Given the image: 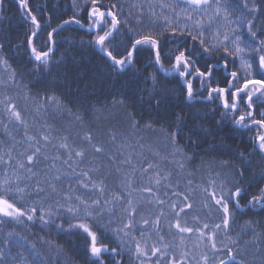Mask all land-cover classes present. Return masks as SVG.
I'll list each match as a JSON object with an SVG mask.
<instances>
[{
  "label": "trees",
  "instance_id": "trees-1",
  "mask_svg": "<svg viewBox=\"0 0 264 264\" xmlns=\"http://www.w3.org/2000/svg\"><path fill=\"white\" fill-rule=\"evenodd\" d=\"M222 2L230 6L229 11L233 14V17L240 14L242 10L240 0H222ZM255 2L262 9L258 16L261 22H264V0H255ZM28 3L42 25L33 43L38 50H46L47 31L50 30L48 26L56 27L57 24L73 15L74 9L71 0H28ZM77 3L84 7V11L78 14L77 19H80L84 24L89 23L86 15L88 7L84 5V0H77ZM101 3L109 5L115 3L117 8L113 10L117 11L122 21L125 18L128 20L127 26L123 22L119 26L121 35L117 39L121 42L122 49L130 45L133 39L138 38L129 29H134L137 32L149 29L160 30L164 27L162 17L167 16L170 19H175L173 12L167 7L162 8V5L171 4L177 12L181 8L187 7L181 0H101ZM149 5H152V10L156 13L155 17L150 15ZM208 11L211 13L212 10L209 9ZM141 12L143 13L142 16L140 15ZM138 17L143 20V23H136ZM150 20H156V23L152 24ZM181 23H183V20ZM225 26L226 22L219 20L211 28L206 27V43L211 40L212 33L217 28L223 32ZM32 29V24L24 18L23 9L19 8L16 0H4L3 15H0V45H3L0 48V59L6 60L8 65L15 69L17 75L14 86L0 87V100L8 96L13 97V102L17 104L18 109L22 112L23 119L28 124L27 131L29 135H39L45 127H48L50 128V135L55 138L52 141L53 143L66 136L69 144L80 147L86 146L83 144V136L86 133H91L92 142L103 147L104 151L100 154L90 152L81 167L95 166L99 169L98 172L90 173V175L97 182L103 180L106 188L104 199H111L113 195H119L124 197L125 203H116L111 214L105 211L102 223L111 221L109 229L120 226V221L123 218L121 209L126 206V201L131 199L136 206L137 194L147 187L141 179V183L137 182L136 186L131 184V196H127L126 191L119 190L120 185L126 182H115L113 180V172L116 170L115 165L118 166L125 161L121 155L123 151H126L127 142L131 139V136H158L160 140L164 141L166 150L176 161L175 171H177V177L173 181L168 180L170 183L163 181L159 187L160 189L157 190L153 186H149L152 188L150 196L154 199L159 197V199L165 201L163 206L157 205V211L153 209L152 213L147 211L145 215L151 221L163 211L164 215L160 219L159 235L152 232L149 226L133 231L135 238L140 239L141 231H144L143 240L147 241L148 246L151 247L155 244L159 247L161 246L160 237H163V243L169 245V251L172 255L179 258L182 253L187 252L189 253L188 264H197L202 253L211 255L208 248L204 246L207 241H202L195 231L181 234L175 228L170 229L168 224L176 219L174 212V216L171 215L170 205L172 203L177 204L178 207L175 211L178 212L179 208L184 206L182 196L179 194L188 196L192 208L181 213L180 219L187 213L188 221H193L195 224H188L185 227L202 228V225L207 223L211 228L213 224L220 222V214L213 206V202L209 200L208 193L204 189L207 188L208 192H211L213 189L210 186V181L215 180L217 185L215 190L219 194L221 183H224L225 188H230L238 181L239 186L245 188L248 195L242 194L239 198L242 206L239 210L233 204L232 210L235 216L232 224L233 231L229 235L233 239H237V234L241 232V226L247 221L254 224L256 231L255 234L240 235L239 249L242 254L237 258L250 260L257 248L264 249V211L259 208L252 209L248 206L250 196L258 194L259 189L264 187V176L261 175L262 169H264V155H261L255 149L253 142L250 140V137L255 135L254 132L241 130L233 133L227 127H222L220 123H217L221 121V112H223L222 108L217 107L219 101L215 103H186L184 87L180 78L173 75L165 76L162 72H159L157 66L153 63L154 54L144 47L135 55V74L132 70L124 75L116 74L109 67L110 62L107 61L103 53L94 45L90 46L87 43V41L94 39L95 33L90 34L89 30L77 24L66 25L64 30L53 37L57 41L54 58L57 60L63 58L64 62L55 65L50 73L42 70L39 72L32 71L34 64L30 61L31 54L28 45ZM242 39L246 42L242 46L248 47L247 42L251 38L244 34ZM256 39H264V33H258ZM82 41L84 43H81ZM176 44L177 42L174 39H169L167 45L162 49L161 59L166 68L171 66L170 56L178 54L175 51L170 52L176 47ZM223 55L221 49L220 53L214 54L206 62L218 66L223 65L224 60L221 59ZM245 59H248L252 64L253 76L260 79L257 70V58L252 56L245 57ZM204 62L203 57L197 60V65L201 66L202 70ZM231 72H237L240 77L245 75L238 57L228 58L226 70L223 67H217V70L214 71L215 82L210 87H226L230 78L228 74ZM8 75L9 73L4 65L0 63V78L6 81ZM149 75H155L159 89L162 90L164 96L165 103L161 105V111L159 112L154 107H150L149 93L145 91V89L152 88L151 80L147 79ZM85 83L89 85V92L94 91L95 93L89 97L91 105L87 111L74 103L78 86L83 89ZM93 85L95 86L94 89L92 88ZM193 88L194 90L200 88L198 81L193 80ZM45 96H55L62 100L67 111H57L51 101H45ZM199 96H207V90L199 92ZM139 97H143V100ZM121 99L125 101L123 105L114 103V101ZM256 103L258 104L256 118L259 119L258 113L264 111V105H259L258 101ZM177 115L184 116L189 127L196 123L209 130L206 139L199 145L189 144L186 139L179 141L185 156L173 155V146L168 136L173 131V122ZM77 116L81 119L77 120ZM6 120H8L7 113L4 111L3 105H0V154H4V158L7 160L6 153L11 150L14 166L15 160L22 159L19 153L24 152L27 147L23 143L25 128L18 125L14 128L7 124ZM134 121H139V124L134 126ZM48 154H56L51 146H49ZM241 154L250 163L242 162ZM61 155H63L62 152ZM177 161L182 162L184 167L180 168ZM47 163V161H42L33 169L39 175L33 177L31 181H27L30 185H35L38 179L52 175L51 172L45 171ZM57 166L59 167V163ZM239 168L245 169L242 180L236 171ZM12 171V167L0 166V180L4 178L6 173L11 175ZM20 175L26 176L23 172ZM126 184L128 186V183ZM69 185L73 188L71 194L74 196H81L89 202L99 197V193L77 185L75 179H62L57 185L59 192L52 194L47 199V203H52L54 200H61L63 203L61 197L63 193L68 192ZM19 186L24 187V183L22 182ZM41 186L47 187L43 184ZM26 199L31 201L37 199V197L32 195ZM72 203L75 204L76 201L73 200ZM139 207L141 208V206ZM197 207L205 212V218H199L198 221L193 219L196 217L193 216V210ZM136 208L135 220L138 223L145 217H141L139 208ZM165 213L168 215H165ZM189 214L192 215V218H189ZM60 215L61 217H67V219L57 220L56 223H63L65 229L69 222H76L67 212H61ZM184 223H187V221H184ZM93 230L97 231L95 228ZM9 232L27 237L28 241L35 244L42 256L46 258V264H92V259L86 251L89 238L82 230L73 229L70 233H60L56 230H45L38 223L25 222L20 224L9 218H3L0 222V247L3 246L2 242ZM254 235L258 240V243L255 244L251 243ZM45 241L54 242L60 250L58 251L57 247H51ZM221 241L227 242L223 233H218V247L221 246ZM244 241L249 243H243ZM103 242L108 244L110 248L117 246L111 231L105 234ZM128 249H132V251L130 252ZM122 250L123 255L116 257V259H122L124 264H139L134 254V243L129 242L128 238H125ZM5 252L4 264H24L22 257L27 256L26 249L22 253L21 249L13 243L10 249H5ZM13 257L16 259L13 260ZM105 260L110 261L111 256L105 254ZM162 261L163 264H166V259ZM145 264L148 263L145 262Z\"/></svg>",
  "mask_w": 264,
  "mask_h": 264
},
{
  "label": "snow or ice",
  "instance_id": "snow-or-ice-1",
  "mask_svg": "<svg viewBox=\"0 0 264 264\" xmlns=\"http://www.w3.org/2000/svg\"><path fill=\"white\" fill-rule=\"evenodd\" d=\"M16 2L19 8L23 9L24 18L33 26L28 40L31 54L30 61L34 64L32 71L39 72L42 70L50 73L55 65L64 62L63 58L60 60L54 58L57 41L53 37L58 35L61 30H64L66 25L70 24L86 27L90 34L95 33L94 39L87 41V43L90 46L94 45L103 53L107 61L110 62L109 67L118 75H124L129 70H132L133 74L136 73L135 55L144 47L154 54L153 63L157 66L159 72H162L165 76L173 75L180 78L184 87L186 103H215L219 101L217 107L222 108L223 112H221V121L217 123H220L222 127H227L233 133L241 130L254 132L255 135L251 136L250 140L253 142L255 149L261 155H264V111L258 113L259 119L256 118L258 108L256 101H258L259 105H264V39H256L258 33H264V22H261L258 16L262 9L256 4L255 0H240L242 10L236 17H233V14L229 11L230 6L223 3L222 0H181L187 7L181 8L179 12L171 4L162 5V8L167 7L173 12L175 19H170L167 16L162 17L164 27L160 30L149 29L137 32L134 29H129L138 38L133 39L130 45L123 47V49L117 37L121 35L119 26L122 22L127 26L128 20L125 18L122 21L117 11L113 10L117 8L115 3L109 5L101 3V0H84V5L88 7L86 15L89 21V23L84 24L80 19H77L78 14L84 11V7L78 4L77 0H71L74 9L73 15L63 20L62 23L57 24L56 27L48 26L50 30L47 31L46 50H38L33 43L42 25L37 15L32 11V7L29 6L28 0H16ZM3 9L4 0H0V15H3ZM209 9L212 10L211 13H209ZM148 11L152 17L156 16V13L152 10V5H149ZM140 15L142 16L143 13L141 12ZM182 20L183 23H181ZM219 20L226 22L225 31L221 32L217 28L212 33L211 40L206 43V27L211 28ZM136 23L141 24L143 20L138 17ZM150 23L155 24L156 20H150ZM244 34L251 38L247 42L248 47L242 46L246 43L242 39ZM169 39H174L177 42L176 47L170 52L175 51L178 54L170 56L172 63L170 67L166 68L162 62L161 53ZM81 43H84V41ZM2 47L3 45H0V48ZM182 48L183 50H181ZM221 49L224 53L221 57L224 60V64L221 67L226 70L228 58L238 57L245 75L240 77L237 72H231L228 74L230 78L226 87H210L215 82L214 71L217 70V65L208 64L206 61L211 59L214 54L220 53ZM252 56L257 58V70L258 75L261 77L260 79L253 76L252 64L248 59H245V57ZM202 57L205 61L203 70L201 66L197 65V60ZM0 63L4 65V68L9 73L6 81L0 78V87L14 86L17 75L15 69H12L6 60L0 59ZM147 79L152 82V88L145 89L149 93L150 107H154L159 112L161 111V105L165 103L162 90L159 89L155 75H149ZM193 80L199 82V89L194 90ZM94 87L93 85L92 88L94 89ZM88 89L89 85L87 83H85L83 89L78 86L77 95L74 98V103L78 107H83L85 111L91 105L89 97L95 94L94 91L89 92ZM205 89L207 90V96L200 97L199 92ZM44 99L45 101H51L57 111H67L66 105L59 98L45 96ZM139 99L143 100V97H139ZM114 103L123 105L125 101L121 99L114 101ZM0 105H3L10 122H15L18 126L25 128L23 143L27 145L24 152L19 153L22 159L15 160L14 166L11 150L6 153L7 160H5L4 154H0V166L13 168L11 175L6 173L4 178L0 180V222H2L3 218H9L20 224L25 222L38 223L45 230H56L60 233H70L73 229L82 230L89 238L86 251L92 259V264H124L122 259H116V257L123 255L122 248L125 244V238L134 240V254L139 264H145V259H150L149 252H151V257H156L155 264H161V260L164 259H166V264H188L189 253L184 252L179 258L172 255L169 251V245L163 243V237H160L161 246L157 247L153 244L149 247L147 241L141 243V241H136L131 235L133 231L140 230L141 226L144 228L150 226L151 231L159 235L160 219L164 215L163 211L151 221L143 218L138 226L135 220L137 208L133 201L128 199L126 206L121 209L123 218L120 221V226L115 229H109L111 221L107 223L101 222L105 211L111 214L115 204H124L125 200L123 196L119 195H113L111 199H104L106 188L103 180L97 182L90 175V173L98 172L99 169L95 166L81 167L90 152L100 154L104 151L103 147L97 146L92 142L91 133H86L82 138L83 144L86 146L77 147L69 144L66 136L53 143L52 141L55 138L50 135V128L48 127H45L44 131L40 132L39 135L28 134V124L23 119L22 112L18 109L17 104L13 102V97L8 96L0 100ZM76 119L80 120L81 117L77 116ZM138 124L139 121H134V126ZM173 124V131L168 136L173 146L174 156H185L183 149L179 145L180 140L186 139L189 144L199 145L204 142L209 132L208 129L196 123L189 127L187 119L182 115H177ZM49 146L56 152L55 155L48 154ZM61 152L63 155H61ZM241 159L244 163H250L243 154H241ZM42 161L48 162L45 166V171L51 172L52 175L38 179L35 185H30L27 181H31L33 177L39 175L33 169ZM58 163L59 167L57 166ZM124 163L131 164L130 156ZM177 163L180 168L184 167L182 162L177 161ZM153 168L154 165L148 164L147 169L142 171L148 172ZM236 171L242 180L245 169L239 168ZM22 172L26 176H21L20 173ZM134 173L135 169H133ZM169 175L161 176L159 172H156L155 176L149 178V181L150 183L154 182L159 187L161 181L167 180ZM261 175L264 176V169H262ZM62 179H75L77 185L99 193V197L89 202V200L81 196L71 194L73 188L69 185L68 192L63 193L61 197L63 203L61 200L47 203V199L52 194L59 192L57 185ZM126 180L130 186L132 181L127 179V177ZM22 182L24 187L19 186ZM42 184L47 187H42ZM210 186L213 189L211 192H208L207 188L204 191L208 193L209 200L213 202V206L220 214L219 223L213 224L211 228L207 223H204L202 228L195 229L182 226L180 214L184 213L186 209L191 210L192 204L189 203L188 196L179 194L182 196L184 206L180 207L179 211L176 212L177 204L172 203L170 205L175 212L176 220L174 224L169 223L168 227L170 229L175 228L181 234L195 231L202 241H207L204 246L208 248L211 255L202 253L197 264H201V262L202 264H264V249L262 248H257L250 260L237 258L242 254L239 249L241 243L240 235L255 234V226L251 221H247L241 226V232L237 234V239H233L229 235L233 231L232 224L235 216L232 210L233 204L239 210L242 207L239 198L242 194L248 195L247 190L239 186L238 181L230 188H225L224 183H221L219 185V194L215 190L217 187L215 180L210 181ZM143 191L152 194L151 187H146ZM41 194L44 195L42 196ZM32 195H35L37 199L31 201L26 199ZM127 195L131 196V193L129 192ZM73 200L76 201L75 204L72 203ZM155 203L163 206L165 201L155 197ZM248 206L252 209L259 208L264 211V187L259 189L258 194L250 196ZM61 212H67L76 222H69L65 229L63 223H56L57 220L67 219V217H61ZM193 219L198 221L199 217H194ZM94 228L97 231H94ZM108 231H111L115 237L116 247L110 248L108 244L103 242ZM218 233H223L227 241H221L220 247L217 246ZM143 237L144 231H141V240H143ZM2 243L3 246L0 247V264H4L5 249H10L13 243L21 249L22 253L25 249L27 250V256L22 257L24 264H46V258L42 256L35 244L28 241L27 237L9 232ZM45 243L51 247L58 248L52 241H45ZM243 243L249 242L244 241ZM251 243H258L255 235ZM128 251L131 252L132 249H128ZM105 254L111 256L110 261L105 260ZM15 259L13 257V260Z\"/></svg>",
  "mask_w": 264,
  "mask_h": 264
},
{
  "label": "rangeland",
  "instance_id": "rangeland-1",
  "mask_svg": "<svg viewBox=\"0 0 264 264\" xmlns=\"http://www.w3.org/2000/svg\"><path fill=\"white\" fill-rule=\"evenodd\" d=\"M8 116V115H7ZM7 124H10L12 127L15 128L17 125L15 122H10L9 118L6 120ZM164 141L160 140V137L158 136H148V135H143L142 137H133L131 136V139L127 142V145L125 146L126 151H123L121 157L124 158L125 160L127 158H131V164H125L124 162L120 165H115L116 170L113 172V180L115 182L118 181H124L127 183V179H130L132 182L131 184H135L139 182H142L149 186H153L155 190L160 189L158 186H156L153 183H150L149 178L155 176L156 172H159L161 176H164L165 174H170L168 176L167 180H162L170 183L169 181H173L177 177V171H175V163L173 157L169 153L168 150H166V147L164 146ZM148 164L154 165V168L152 170H149L148 172H143L141 168L147 169ZM133 169H135V173L133 174ZM169 180V181H168ZM126 183L121 184L119 187L120 191H126L127 193H131V185L127 186ZM138 188V187H137ZM143 192V193H142ZM140 191L137 194V203L136 207L139 209V214H141V217L147 214L148 212H153V209L157 211L158 206L155 203V199L149 195V193H145L144 191ZM128 196V195H127ZM141 206V208L139 207ZM200 207H197L193 210V216L199 217V218H205V212L202 209H198ZM171 210V215L174 216V211L170 208ZM169 210V211H170ZM174 212V213H173ZM165 215H168L165 213ZM190 215V214H189ZM146 218V217H145ZM189 218H192V215L189 216ZM155 219V218H154ZM183 219V220H182ZM181 224L182 226H187L188 224L194 225L195 223L189 222L188 221V215L187 213L184 214V217H182ZM174 219L172 221V224L175 223ZM141 221V220H140ZM139 221V222H140ZM184 221H187V223H184ZM138 222V226H139ZM140 228H143L141 226ZM132 237L135 238L134 233L132 232ZM135 238L136 241H141L143 242L144 240H141V238ZM129 242L134 243V240L128 238ZM150 259H145V262L148 264H155L156 257H151V254H149ZM139 263V261H138ZM161 264H163V261L161 260Z\"/></svg>",
  "mask_w": 264,
  "mask_h": 264
},
{
  "label": "water",
  "instance_id": "water-1",
  "mask_svg": "<svg viewBox=\"0 0 264 264\" xmlns=\"http://www.w3.org/2000/svg\"><path fill=\"white\" fill-rule=\"evenodd\" d=\"M83 28H84V29H87L86 27H83ZM87 30H88V29H87ZM215 65H216V64H215ZM221 66H222V65H220V66L217 65V67H221Z\"/></svg>",
  "mask_w": 264,
  "mask_h": 264
}]
</instances>
